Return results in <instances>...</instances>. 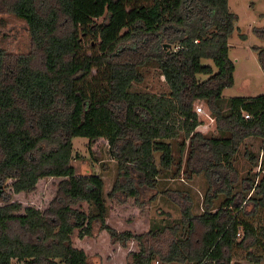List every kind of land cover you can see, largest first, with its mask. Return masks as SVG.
<instances>
[{
	"label": "trees",
	"instance_id": "trees-1",
	"mask_svg": "<svg viewBox=\"0 0 264 264\" xmlns=\"http://www.w3.org/2000/svg\"><path fill=\"white\" fill-rule=\"evenodd\" d=\"M4 1L24 23L28 44L17 55L0 46V264H90L72 245L71 234L83 227L91 234L92 223L113 242L138 240L139 250L126 264H151L156 255L188 264L264 260V174L255 184L246 178L233 193L231 176L240 140L264 138V93L234 96L222 106V91L234 82L228 37L237 16L228 0H0V5ZM252 31L264 41V27ZM89 35L99 40L90 53L81 38ZM253 49L264 73V45ZM202 59H211L215 70ZM148 63L161 71L168 94L131 89L143 80L139 68ZM200 100L220 136L196 129L194 106ZM78 136L88 138V149L107 142L118 168L108 197L117 204L150 203L156 176L173 166L187 175L205 172L213 188L207 195L225 189L227 196L214 212L208 197L199 216L186 209L184 238L164 249L154 231L119 233L105 222L109 207L101 176L76 173L71 163L72 138ZM178 136L183 141L176 161L171 141ZM260 165L264 169L263 158ZM46 178L60 180L44 208L13 199L32 194ZM78 201L87 202L90 212L71 208ZM239 228L243 237L237 240Z\"/></svg>",
	"mask_w": 264,
	"mask_h": 264
},
{
	"label": "rangeland",
	"instance_id": "rangeland-1",
	"mask_svg": "<svg viewBox=\"0 0 264 264\" xmlns=\"http://www.w3.org/2000/svg\"><path fill=\"white\" fill-rule=\"evenodd\" d=\"M228 9L237 16L234 30L228 37V57L234 63V82L232 86L226 87L222 91L223 107L231 97H252L264 93V73L253 49L255 46H263L264 41L252 31L254 27H264V0H228ZM103 18V16L98 17L95 22L100 23ZM81 38L88 53L92 52L90 48L99 41L98 38L95 40L92 35ZM27 44L28 35L24 23L8 11L7 4L4 1L3 5H0V46L15 52L17 55L26 52ZM168 46V43L164 44V47ZM201 63L210 65L215 70L211 59H202ZM139 70L142 73L143 80L133 82L131 88L133 91L157 97L168 94L169 87L157 66L148 63L142 65ZM95 73L96 70L93 69L87 79L88 82ZM197 77L205 79L207 75L198 74ZM197 106H200L210 118L203 113L196 112L200 121L196 129L208 137L220 136V131L206 107V102L203 100L197 101L194 109ZM182 141V136H178L171 141L176 161L181 155L180 143ZM238 144L232 162L235 171L231 175L235 181L232 193L241 189L244 183L247 182L246 178H249L250 182L254 180L255 184L264 174V169L260 165L261 159H264V138L249 135L243 137ZM72 145L74 158L71 163L74 165L76 173H95L100 175L103 180V195L109 207V214L105 218L106 224L119 233L130 232L135 236L154 231L157 243L163 249L173 239L177 241L184 238L185 232H183L182 221H184L183 212L186 209L191 216H199L205 211L206 198L208 197L211 201L210 210L214 212L221 206L227 196L225 189L216 192V197L207 195V193L213 191V188L210 187L205 172L187 175L183 173V169L176 171V167L173 166L169 170H161L159 175L156 176L153 186L154 197L150 200L149 194L145 196V199L150 200V203L138 208L133 203V199H129L124 205H120L108 197V193L116 180L118 168L117 161L108 152L107 142L98 141L91 149H88V138L78 136L72 138ZM187 153L186 142L182 153V168ZM154 156L155 163L160 168L159 153H155ZM59 180L60 178L40 180L32 194L14 195L13 199L24 205L29 204L44 208L54 197L56 184ZM251 192L250 190L247 193L242 205H244ZM70 206L84 213H89L91 209L85 201H78ZM83 230L84 227L81 230L74 229L71 234V242L75 248L82 249L85 252L90 264H126L130 253L139 250V242L136 238L130 237L124 245L113 242L108 232L100 228L99 223H92V230L89 235ZM199 230L203 231V228L199 226ZM236 237L237 240L243 237L241 228L236 233ZM262 243L264 244V240ZM12 262L13 264H22L20 261ZM151 264H188V260L179 258L172 262H164L160 256L156 255ZM231 264H264V260L253 263L245 259H237V261H232Z\"/></svg>",
	"mask_w": 264,
	"mask_h": 264
},
{
	"label": "built area",
	"instance_id": "built-area-1",
	"mask_svg": "<svg viewBox=\"0 0 264 264\" xmlns=\"http://www.w3.org/2000/svg\"><path fill=\"white\" fill-rule=\"evenodd\" d=\"M195 110H196L197 113H203V114H205L208 118H210V117L206 114V112H205L200 106H197V107L195 108ZM244 116H245V117H248L247 114H245Z\"/></svg>",
	"mask_w": 264,
	"mask_h": 264
}]
</instances>
